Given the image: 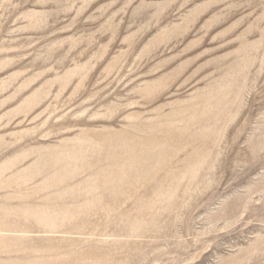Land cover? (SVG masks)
I'll list each match as a JSON object with an SVG mask.
<instances>
[{
  "label": "rangeland",
  "instance_id": "1",
  "mask_svg": "<svg viewBox=\"0 0 264 264\" xmlns=\"http://www.w3.org/2000/svg\"><path fill=\"white\" fill-rule=\"evenodd\" d=\"M0 264H264V0H0Z\"/></svg>",
  "mask_w": 264,
  "mask_h": 264
}]
</instances>
